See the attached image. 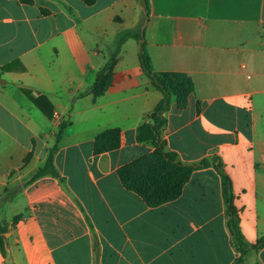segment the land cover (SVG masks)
<instances>
[{"label":"crops","instance_id":"obj_1","mask_svg":"<svg viewBox=\"0 0 264 264\" xmlns=\"http://www.w3.org/2000/svg\"><path fill=\"white\" fill-rule=\"evenodd\" d=\"M148 3L145 24L140 0H0V68L15 66L0 70V225L8 226L0 264H264V247L235 248L214 165L158 208L123 187L118 169L155 151L137 132L163 99L135 37L116 55L107 91L86 93L121 38L144 31L154 71L194 84L185 109L171 98L166 150L185 165L223 163L243 236L256 245L264 237V0ZM42 96L54 107L49 117L32 101ZM64 122L59 176L35 178ZM112 129L120 147L95 154L96 138Z\"/></svg>","mask_w":264,"mask_h":264},{"label":"trees","instance_id":"obj_2","mask_svg":"<svg viewBox=\"0 0 264 264\" xmlns=\"http://www.w3.org/2000/svg\"><path fill=\"white\" fill-rule=\"evenodd\" d=\"M25 4H33V0H20ZM141 5L145 9L147 16L150 11L148 0H142ZM129 37H135L140 42V60L144 74L150 79L151 83L163 94L162 101L155 110L148 116V122L142 125L137 132V140L147 143L155 148V151L145 157L137 159L118 169L117 174L123 187L138 195L149 208H158L164 204L179 199L183 193L185 185L190 180L192 173L199 169H206L214 165L222 179V193L226 205V215L228 226L233 238V244L238 252L246 255L252 250L264 247V237L256 245H250L241 231V219L235 206V196L233 184L229 175L224 169L222 162L217 158L213 160H203L197 164L185 165L178 161L177 155L166 150V144L161 139V132L167 126V112L170 109L171 98H177L179 109H185L189 97L194 92V84L191 78L181 73H157L154 71L150 58L146 51V41L144 31L132 36L125 34L120 42L116 53L111 60L100 70L94 85L86 92L94 96L103 95L112 82V68L116 55L120 51L122 44ZM15 69L14 63L7 64L0 68L1 72H12ZM25 71L24 68L19 69ZM23 93L30 98L27 90L22 89ZM33 103L41 109L46 116H50L53 105L44 96L39 99H32ZM67 122L61 124L56 135V142L51 148L45 166L40 169L35 178L52 175L58 177L59 174L54 164V157L58 151L59 143L62 140ZM120 147V131L112 129L99 135L95 140L94 152L101 154L116 150ZM19 217L14 219L13 226L18 222ZM8 226L0 225V248L2 254L5 252V233Z\"/></svg>","mask_w":264,"mask_h":264},{"label":"water","instance_id":"obj_3","mask_svg":"<svg viewBox=\"0 0 264 264\" xmlns=\"http://www.w3.org/2000/svg\"><path fill=\"white\" fill-rule=\"evenodd\" d=\"M140 3H142V0H140ZM144 9V8H143ZM144 13H145V24L147 23V20H148V16H147V13H146V11H145V9H144ZM145 24H144V27H143V30H144V28H145ZM10 228H11V226H10ZM8 234H6V236H7Z\"/></svg>","mask_w":264,"mask_h":264},{"label":"rangeland","instance_id":"obj_4","mask_svg":"<svg viewBox=\"0 0 264 264\" xmlns=\"http://www.w3.org/2000/svg\"><path fill=\"white\" fill-rule=\"evenodd\" d=\"M0 26H1V27H3V28H4V27H7V25H6V24H4V22H3L2 18L0 19Z\"/></svg>","mask_w":264,"mask_h":264}]
</instances>
